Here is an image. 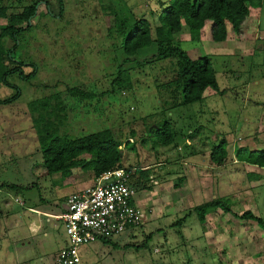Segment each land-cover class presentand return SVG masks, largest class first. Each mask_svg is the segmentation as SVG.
<instances>
[{
	"label": "rangeland",
	"instance_id": "rangeland-1",
	"mask_svg": "<svg viewBox=\"0 0 264 264\" xmlns=\"http://www.w3.org/2000/svg\"><path fill=\"white\" fill-rule=\"evenodd\" d=\"M60 1L62 6L59 0H0V6L7 8L0 27L9 26L10 16L38 3L34 17L15 24L22 29L16 40L2 39L5 49L16 46L14 62L8 69L23 64L19 67L23 75H32L27 80L11 74L7 76L8 85L0 83V101L13 99L19 92L18 99L1 111L6 121L0 118V131L5 132L0 147L6 153L0 156V176L16 186L24 205L10 197L5 199L7 205H0L6 216L2 229L5 234L0 238V264L56 262V253L66 243L62 222L54 221L55 227L51 228L49 219L40 217L41 231L27 239L32 249L23 258L18 255L20 243L14 234L24 230H17L15 225L20 223V216L31 219L29 207L50 214L67 210L68 194L85 185H66L60 174L47 172L38 141L41 127L46 125L72 139L110 130L121 143L122 167L135 174V168L170 163L165 162V146L154 136L165 121L178 132L176 142L184 149L178 154L185 162L207 161L206 157H193L188 152L185 140L191 135L208 143L209 155L222 140L226 141L224 167L215 171L191 168V175L185 176L192 198L206 202L214 194L215 200L230 212L211 210L204 223L193 211L179 213L170 209L160 217L152 214L142 227L129 229L108 243L96 240L82 247L83 264H264V168L236 160V152L244 157L246 150H264V3L251 9L239 33L229 31L222 43L211 40L210 21L195 40L185 25L174 35L192 60L210 59L222 91L207 89L199 103L178 108L179 90L169 83L176 61L145 63L144 59H152L154 46L128 59L115 28H110L113 15L130 24L144 18L150 22L155 38L157 16L168 0ZM73 88L94 97L82 100L71 95L69 90ZM46 99L48 106L44 108L41 102ZM170 168V164L160 167L166 172ZM150 178L157 182L159 179ZM170 180L175 179L166 181ZM131 184L135 183L131 180ZM179 185L176 180L174 187ZM138 196L140 191L133 199ZM185 202L189 204V200ZM245 212L260 218L261 223L233 216ZM46 233L53 236L45 238ZM40 240L51 242L43 250Z\"/></svg>",
	"mask_w": 264,
	"mask_h": 264
},
{
	"label": "trees",
	"instance_id": "trees-1",
	"mask_svg": "<svg viewBox=\"0 0 264 264\" xmlns=\"http://www.w3.org/2000/svg\"><path fill=\"white\" fill-rule=\"evenodd\" d=\"M60 6H62L61 1ZM35 4L23 9L21 14L10 16V25L0 27V83L8 85L7 76L19 74L23 79L29 80L31 75L24 76L20 66L8 69L11 62H14L12 53L16 46L5 49L2 44L4 37L16 40V35L22 30L15 27L17 22L29 21L35 16L37 9ZM262 5V0H168L157 16V25L154 29L155 38L151 24L147 19L140 18L134 24H130L126 19H120L113 15L114 32L120 38L122 49L128 59H133L139 51L147 50L154 46L152 59H144L145 63L162 60H175L176 71L172 75L169 83L175 85L180 94L179 106L199 103L207 89L216 93H222L220 90L214 69L208 57L192 60L188 53L181 49L174 39V35L182 30L185 25L191 36L195 40L207 21L212 22L211 40L214 43L226 41L229 31L238 34L241 26L250 16L251 9H258ZM7 17V8L0 6V19ZM110 23V20H108ZM111 25V24H110ZM28 25L26 29L29 28ZM229 28V29H228ZM7 62V63H6ZM71 95H76L82 100L93 98L91 94L82 92L79 88L69 90ZM17 95L10 100L1 101L0 104L7 105L18 99ZM44 108L48 106V99L42 101ZM157 142L164 146L174 143V135L167 121L159 125L154 132ZM129 139H132L130 137ZM39 147L42 154V161L45 169L50 174H60L62 177H69L74 168L82 170H91L97 178L106 171L117 168H123L121 165L122 153L121 143L115 138L110 130H104L92 133L80 138L72 139L61 135L58 130H49L45 125L39 129ZM226 141L214 147L209 155L210 162L216 166L226 164L227 151L225 149ZM242 149H239L238 153ZM244 157H238L236 160L248 165L264 168V150L249 151L246 150ZM88 155V161L82 159ZM221 209L228 213V209L223 208L222 203L215 200L209 204L201 205L192 211L199 215L202 223L206 215L214 209ZM233 216L240 220L253 221L261 223V219L255 217L251 212H245L243 215ZM108 243L109 240H101Z\"/></svg>",
	"mask_w": 264,
	"mask_h": 264
},
{
	"label": "crops",
	"instance_id": "crops-1",
	"mask_svg": "<svg viewBox=\"0 0 264 264\" xmlns=\"http://www.w3.org/2000/svg\"><path fill=\"white\" fill-rule=\"evenodd\" d=\"M263 3H264V0H262V4ZM250 15H251V13H250ZM16 100L17 99H15L13 102H15ZM12 103L7 104V105L0 104V118L2 120L4 119V121H6V116L4 114H2V112H1L3 109L2 107L3 106H9ZM186 106H189V105L179 106L178 108L186 107ZM200 129L201 128H199V130ZM171 130L173 131V135H174V143L172 145L165 146L166 149L163 148V153L166 156H168V160L166 159L165 162L170 161V163H161V164L158 163L155 165L144 166V167L139 168V169L135 168L134 169L135 174H130V183H131V180H132V182L135 183L134 185L132 184L133 186H135L134 187L135 193L137 191H140V196H138L137 199L134 200V203L137 206H139L140 208L149 212V218L151 217L152 214H154L155 217H160V216L164 215V213L168 214L170 209L172 210V212L184 213L185 210L191 212L194 208L201 206L200 204L205 205V204H209V203L215 201V199L217 197L214 196V194H212L210 196L211 199H209V201H206V202L200 201L202 199H199L197 197L192 198L193 195L190 196L191 195L190 189H189V187L187 188V186L189 185L188 184L189 182H188V178H187V176H185V174H187L188 176L191 175L190 174L191 168H193V169L199 168V169H203V170L215 171V170L220 169L221 167H224L226 165L225 164V165H222L219 167L214 166L209 160V153H208V147H207L208 143L201 142L199 140V137L194 138V137H192V135L190 138L185 140V145L189 147L188 152L193 157H194V155L202 156V158L206 157L207 161L202 159V161H204L202 164H197L195 161L185 162L183 160V157L181 156V154H178V151L180 153H182L184 150L182 147H179V144L176 142L178 132L175 131V129L172 127H171ZM30 131L32 132L31 128H30ZM196 131L198 132V130H196ZM4 134H5L4 131H0V140L4 136ZM179 134L182 135V133H179ZM171 149H173L174 151L172 152ZM10 150L12 152V148ZM5 153L6 152L1 151V147H0V156L5 155ZM172 153H175L177 157ZM87 156L88 155H86V157ZM174 156H175V160H174ZM82 159L85 160L86 159L85 156L82 157ZM89 159L90 158H88V160ZM180 159L183 161L179 162ZM200 161L201 160H199V162ZM166 164L171 165L169 172H166V171H163V169H160L161 166H164ZM180 166L184 167V168L183 169L178 168ZM1 167L2 166L0 165V168ZM150 169H154V170L152 171ZM78 171H81L82 175H80V172H78ZM147 171H149L152 174V176L149 175V173ZM183 171L186 172V173H184V175L181 174V172H183ZM44 173L45 172H43V174ZM161 173H163V174H161ZM136 174H137V178H139V182L135 181L136 180V176H135ZM159 175H160V177H159ZM150 177H153V178L156 177L157 179L159 178L158 182H157V180L152 181V179ZM61 178H63V181L65 182V184L69 185V186H71V185L76 186L78 183H81V184L84 183L85 184L84 186H82L80 189H78L76 191H81L87 187L93 186L95 183V176H94L93 172L91 170L84 171L81 168H74V169H72L71 175L69 177L64 178L61 176ZM167 178H171V179H173V180L175 179V180L173 182L171 180L169 182H167L166 181ZM176 180L180 183L179 187H177V188L174 187ZM18 192H19V190L16 188V186H14V184H10V183L8 184L0 176V205L1 204L7 205V203H6L7 200H5V199H6V197H10L13 200H16L18 205L24 206L20 200L21 196ZM162 198L165 199V201L164 200L162 201L161 200ZM188 200H189V204L187 205L185 201H188ZM200 202H202V203H200ZM163 204H166V206H164ZM190 208L192 210H188ZM28 211L31 212V216H32L31 219H28L27 217L23 219V217L20 216L18 218V222H20V223L18 225H15L17 230L18 229L24 230L20 234L18 232L14 234L15 235L14 239L20 243V245H19L20 251L17 250L20 258L27 257V254H29L31 252L32 242L27 240V239H29V237L33 238L36 234H38L41 231V227H42L43 222L40 220V217H47L49 219V220H47V223H49V226L51 228H54L55 227V224H53L54 221H58L61 223V221L56 219V216L61 215L66 210L61 211V212L56 213V214L55 213L50 214L46 211H42L41 209H39L37 207H29ZM155 212H157V214ZM33 215H36V218L33 217ZM5 217H6L5 215H2V210L0 208V238L3 236V234H5V230H4V232L2 231V229L5 228V225H6V218ZM24 221H26L25 224H24ZM50 221H52V222H50ZM43 236L45 238H48L49 236H53V235H49L48 233H46ZM62 237H64V234H62ZM40 242H41L40 243L41 249L45 250L46 244L48 242H51V241L49 240L47 242H43L42 240H40ZM64 245H65V243H64ZM58 254L59 253H56V255H55L56 256L55 257L56 262L54 261L53 264H57ZM25 264H27V263H25Z\"/></svg>",
	"mask_w": 264,
	"mask_h": 264
},
{
	"label": "built area",
	"instance_id": "built-area-1",
	"mask_svg": "<svg viewBox=\"0 0 264 264\" xmlns=\"http://www.w3.org/2000/svg\"><path fill=\"white\" fill-rule=\"evenodd\" d=\"M135 188L128 169L106 171L95 178L93 186L76 191L66 198L67 210L61 221L66 238L57 264H83L80 250L96 240H109L141 227L149 212L134 203Z\"/></svg>",
	"mask_w": 264,
	"mask_h": 264
}]
</instances>
